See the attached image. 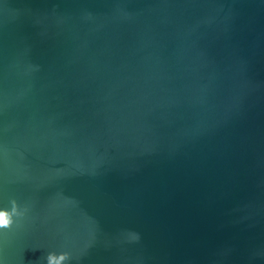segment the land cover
Segmentation results:
<instances>
[{
    "label": "water",
    "instance_id": "obj_1",
    "mask_svg": "<svg viewBox=\"0 0 264 264\" xmlns=\"http://www.w3.org/2000/svg\"><path fill=\"white\" fill-rule=\"evenodd\" d=\"M0 264H264V0H0Z\"/></svg>",
    "mask_w": 264,
    "mask_h": 264
},
{
    "label": "clouds",
    "instance_id": "obj_2",
    "mask_svg": "<svg viewBox=\"0 0 264 264\" xmlns=\"http://www.w3.org/2000/svg\"><path fill=\"white\" fill-rule=\"evenodd\" d=\"M12 210L7 209L0 210V229L9 228L13 224V216L17 214V209L15 206V201L12 202ZM69 259L68 254L62 253L60 255L49 254L47 261L48 264H64V262Z\"/></svg>",
    "mask_w": 264,
    "mask_h": 264
}]
</instances>
